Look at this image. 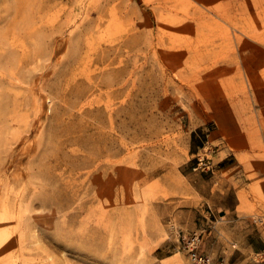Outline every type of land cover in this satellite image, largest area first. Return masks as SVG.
Masks as SVG:
<instances>
[{
  "label": "rangeland",
  "instance_id": "374dc122",
  "mask_svg": "<svg viewBox=\"0 0 264 264\" xmlns=\"http://www.w3.org/2000/svg\"><path fill=\"white\" fill-rule=\"evenodd\" d=\"M264 264V0H0V264Z\"/></svg>",
  "mask_w": 264,
  "mask_h": 264
},
{
  "label": "built area",
  "instance_id": "2783aa9c",
  "mask_svg": "<svg viewBox=\"0 0 264 264\" xmlns=\"http://www.w3.org/2000/svg\"><path fill=\"white\" fill-rule=\"evenodd\" d=\"M202 241V233L199 232L182 237L184 250L194 264H214L209 257L202 253Z\"/></svg>",
  "mask_w": 264,
  "mask_h": 264
},
{
  "label": "crops",
  "instance_id": "0c3cea01",
  "mask_svg": "<svg viewBox=\"0 0 264 264\" xmlns=\"http://www.w3.org/2000/svg\"><path fill=\"white\" fill-rule=\"evenodd\" d=\"M264 238V237H263ZM264 242V241H263Z\"/></svg>",
  "mask_w": 264,
  "mask_h": 264
}]
</instances>
